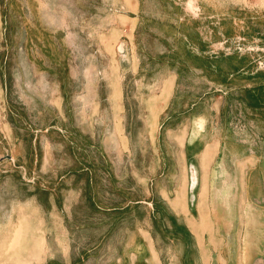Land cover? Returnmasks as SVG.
Masks as SVG:
<instances>
[{
  "label": "rangeland",
  "instance_id": "rangeland-1",
  "mask_svg": "<svg viewBox=\"0 0 264 264\" xmlns=\"http://www.w3.org/2000/svg\"><path fill=\"white\" fill-rule=\"evenodd\" d=\"M174 72L264 139V0H0V264L81 252L86 198L145 194Z\"/></svg>",
  "mask_w": 264,
  "mask_h": 264
},
{
  "label": "crops",
  "instance_id": "crops-1",
  "mask_svg": "<svg viewBox=\"0 0 264 264\" xmlns=\"http://www.w3.org/2000/svg\"><path fill=\"white\" fill-rule=\"evenodd\" d=\"M178 76L151 104L156 127L145 194L86 198V220L99 229L87 230L83 251L57 257L55 250L44 264H264V139L232 116L219 88L194 94ZM113 89L121 97L117 83ZM77 188L62 208L70 217Z\"/></svg>",
  "mask_w": 264,
  "mask_h": 264
},
{
  "label": "bare ground",
  "instance_id": "bare-ground-1",
  "mask_svg": "<svg viewBox=\"0 0 264 264\" xmlns=\"http://www.w3.org/2000/svg\"><path fill=\"white\" fill-rule=\"evenodd\" d=\"M113 99L115 102H117L120 99V93L118 90L115 91Z\"/></svg>",
  "mask_w": 264,
  "mask_h": 264
}]
</instances>
